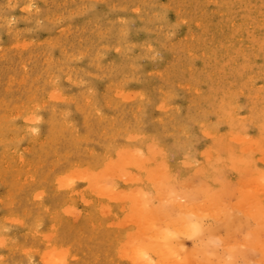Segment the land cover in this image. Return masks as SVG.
<instances>
[{
	"label": "rangeland",
	"instance_id": "374dc122",
	"mask_svg": "<svg viewBox=\"0 0 264 264\" xmlns=\"http://www.w3.org/2000/svg\"><path fill=\"white\" fill-rule=\"evenodd\" d=\"M26 3H29L28 7ZM0 53V139L3 137L0 143L7 144L0 145V154L6 153V159L0 156L1 264H46L40 261L39 255L44 260V254L56 247L67 251H64L61 264H133L129 254L132 248L143 240L147 242L148 236L156 233L173 235L179 226L176 219L179 216L198 220L202 227L199 233L207 238L202 239L200 234V238L179 234L176 242H181L176 244H180L182 250L178 248L163 264H209L208 258L210 264H227L236 255L233 264H256L257 261V264H263L264 249L260 250L257 240H263L264 234L258 231L257 223L255 226L256 221L250 217L248 207L241 203L245 209L243 206L238 210L233 208L235 202L233 204L231 198L239 197L233 181L248 175L264 179V162L260 161L264 158V0H0ZM54 90L58 96L62 95L63 101H48ZM32 106L37 107L40 116L36 134L42 143L34 141L30 144L29 138L21 137V119ZM18 113L15 120L8 119ZM10 127L12 130L8 129ZM206 132L207 137L203 135ZM237 137L240 140L236 141ZM12 142L17 144L21 159L26 162L21 169L16 157L11 159L8 155L11 148H16ZM5 146L10 150H4ZM248 146L250 149L246 150ZM158 148L160 151L157 152ZM107 153L112 160L107 158ZM124 155L127 156L125 159ZM115 159L117 162L120 159L121 165H117ZM108 162L111 163L108 167L116 165L118 170L108 168ZM188 162L193 165L186 164ZM197 165L216 176H213L216 182L212 187L209 185L216 188L214 191L218 194L214 193L212 202L208 197L210 189H207L208 194L201 190L207 197L199 192L205 180L201 176L203 172H197V175L193 171H199ZM158 166L166 170L168 176L162 174L160 168L158 171ZM82 167L84 176L88 169L93 175L100 169L96 173L100 177L95 179V187L88 186L87 179H80ZM100 167L104 171L108 168V171L105 173ZM70 171L72 174H68ZM18 173L19 178L15 177ZM108 173L113 174L109 176ZM65 174L67 177L73 175V179L70 181L69 178V184L64 182L67 186H62L58 181L61 176L65 178ZM121 175L124 177H119ZM99 181L110 194L116 189L112 196L105 195L108 199L102 197L106 193L104 185L101 188L96 185ZM100 189L104 192L101 196L98 195ZM133 189H138V194L141 192L138 196L142 201L146 198L150 201L144 210L159 212V215L156 212L157 216L151 213V220L145 214L147 212L139 214L140 217L135 212V218H129L134 225L138 219L139 222L142 218L147 220V223L140 222V225H147L143 228L149 232L145 239H142L144 235L141 233V236L139 226V231L128 221L124 226L121 219L124 210L133 209L131 201L137 199L131 200L133 195L137 196ZM130 191L135 193L132 195ZM251 191L253 188L247 192ZM195 192L200 196H195ZM129 194L132 197H128ZM109 197H113L112 200ZM86 198H89L87 202ZM201 198L206 200L205 204ZM122 199L126 200L125 205ZM138 199L134 204L141 201ZM215 200L222 202L223 207ZM207 202L216 203V207L223 209L215 208V204L208 208ZM121 203L123 211L119 207ZM107 204L105 209L110 212L103 210L101 214L100 207ZM73 209H80V213ZM139 209L143 210L142 205ZM133 211L127 213L131 216ZM160 216L165 218V227H162L161 218H156ZM11 219L15 221L11 223ZM16 219L19 225H16ZM166 219L174 220V225L170 221L172 227L167 226ZM117 220H122V224ZM153 223L160 224L153 226ZM3 226H9L8 231ZM134 234L142 237L139 244L134 245L139 239L132 244ZM128 235L133 237L128 238ZM196 236L199 239L195 241ZM126 238L133 240L125 250L123 242ZM205 239H210L209 243ZM204 242H207L206 247L201 245ZM212 243L216 248L211 246ZM198 247L200 254L205 247L202 250L205 255L195 254ZM236 251L239 254L235 255ZM193 253L198 261L190 262L186 258H189L188 254L193 257ZM207 253L213 256H207ZM173 258L175 261H171ZM189 259H195V256Z\"/></svg>",
	"mask_w": 264,
	"mask_h": 264
},
{
	"label": "bare ground",
	"instance_id": "6f19581e",
	"mask_svg": "<svg viewBox=\"0 0 264 264\" xmlns=\"http://www.w3.org/2000/svg\"><path fill=\"white\" fill-rule=\"evenodd\" d=\"M8 1H9V0H8ZM30 2H31V1H30ZM5 4H8V3H5ZM28 4H29V3H26V4H25L26 7H28ZM23 6H24V5H23ZM30 6H31V5H30ZM33 6H34V5H33ZM20 7H21V6H20ZM24 7H25V6H24ZM30 8H31V7H30ZM32 9H33V7H32ZM22 10H23V8H22ZM26 11H27V10H26ZM5 18H6V17H5ZM9 19H10V18H9ZM6 20H8V19H6ZM11 23H12V21H11ZM6 24H8V26L10 27L9 23H6ZM8 26H7V27H8ZM59 29H60V28H59ZM59 29H58V30H59ZM9 31H10V30H9ZM9 31H8V32H9ZM59 31H61V30H59ZM8 32H7V33H8ZM20 39H22V37H21ZM112 40H113V39H112ZM23 41H24V40H23ZM20 42H21V40H20ZM117 42H118V41H117ZM13 44H14V43H13ZM17 44H18V43H17ZM17 44H15V46H17ZM21 44H22V43H21ZM21 44H19V47H20ZM23 44H24V43H23ZM23 44H22V45H23ZM117 44H118V43H117ZM8 46H9V45H8ZM11 46H12V45H11ZM15 46H14V47H15ZM19 47H18V48H19ZM21 47H22L21 49L24 48L23 46H21ZM118 47H119V46H118ZM122 47H123V46H122ZM122 47H121V48H122ZM10 48H11V47H10ZM12 48H13V46H12ZM51 48H52V47H51ZM122 49H125V48H122ZM0 54H1V53H0ZM48 54H49V53H48ZM1 55H2V54H1ZM1 55H0V56H1ZM46 59H47V58H46ZM49 62H50V61H49ZM198 62H199V61H198ZM20 63H21V62H20ZM27 63H28V62H27ZM21 65H22V64H21ZM47 65H48V64H47ZM119 65H120V64H119ZM22 67H23V66H22ZM77 67H78V66H77ZM23 69H24V67H23ZM68 69H69V68H68ZM68 69H67V70H68ZM70 69H71V68H70ZM81 69H82V68H81ZM24 71H26V70H24ZM51 73H52V72H51ZM25 76H26V75H25ZM52 76H53V75H52ZM67 76H68V75H67ZM64 77H65V76H64ZM11 78H12V77H11ZM20 78H21V77H20ZM54 78H55V77H54ZM65 78L69 81V79H68L67 77H65ZM21 79H22V78H21ZM33 79L35 80V78H33ZM66 79H65V80H66ZM48 81H49V80H48ZM72 81H73V80H72ZM20 82H21V81H20ZM70 82H71V81H70ZM79 82H80V80L78 81V84H79ZM119 82H120V81H119ZM21 83H22V82H21ZM7 84H8V83H7ZM81 84H83V83H81ZM122 84H123V83H122ZM52 87H53V85H52ZM194 89H195V88H194ZM51 90H52V89H51ZM85 90H87V89H85ZM88 90H89V89H88ZM239 90H240V89H239ZM56 91H57V90H54V91L48 96V98H47V96H46V98L48 99V101H52V102H56V101H58V100H59V101H60V100L63 101V100H62V97H61L62 95H61V96H58L57 93H56ZM90 92H91V91H90ZM58 93H60V92L58 91ZM168 93H169V91H168ZM168 93H167V94H168ZM241 93H242V92H241ZM47 94H48V93H47ZM34 95H35V94H34ZM237 95H238V94H237ZM63 96H64V95H63ZM235 96H236V92H235ZM32 97H33V96H32ZM60 97H61V98H60ZM65 97H67V96H65ZM65 97H63V98H65ZM85 98H86V97H85ZM88 98H89V97H88ZM234 98H235V97H234ZM41 99H42V98H41ZM41 99H40V100H41ZM43 99H44V98H43ZM139 99H140V98H139ZM237 99H238V98H237ZM89 101H90V100H89ZM235 102H237V101H235ZM30 103H31V102H30ZM42 103H43V102H42ZM94 103H95V102H94ZM26 104H27V103H26ZM26 104H25V105H26ZM32 104H33V103H32ZM237 104H238V103H237ZM22 105H23V104H21V106H22ZM25 105H24V106H25ZM27 105H28V104H27ZM44 105H45V104H44ZM35 106H36V103H35ZM35 106H32V107L30 108V110L28 111L27 115H26V116H23L24 118L22 117L23 119H21V121H22V125H21V126H22V128H23V129H22L23 133H22V136H21V137H22V139H23V138H29V141H28V142H29L30 144H33L34 141H37V142H39V143H42V142H43V140H42V142H41V139L38 137V134H36V131H37L38 128L40 127L39 125L36 124V122H37V121H40V116H39V114L37 113V110H36L37 107H35ZM39 106H41V105H39ZM139 106H140V105H139ZM42 107H43V105H42ZM136 107H137V106H136ZM136 107H135V108H136ZM166 107L168 108L169 106H166ZM237 107H238V106H237ZM94 108H95V107H94ZM157 108H160V107H157ZM52 109H53V108H52ZM61 109H62V108H61ZM7 110H8V109H7ZM21 110H22V109H21ZM21 110H20V111H21ZM94 110H95V109H94ZM135 110H136V109H135ZM164 110H165V109H164ZM16 111H17V110H15V112H16ZM156 111H157V110H156ZM13 112H14V111H13ZM21 112H24V111L22 110ZM94 112H98V111H94ZM9 113H11V111H10ZM99 113H100V112H99ZM127 113H128V112H127ZM6 114H7V113H6ZM20 114H21V113H20ZM62 115H63V114H62ZM62 115H61V117H63ZM18 116H19V113H18V114H15L14 116H10V118H12V119H10V118H8V119H9V120H15V118H17ZM142 116H143V115H142ZM145 116H146V115H145ZM237 117H238V116H237ZM6 118H7V117H6ZM63 118H65V117H63ZM8 119H7V120H8ZM7 120L5 119V121H7ZM9 120H8V121H9ZM5 121H4V124H3V125H5ZM8 121H7V122H8ZM9 122H10V121H9ZM15 122H16V121H15ZM0 123H1V122H0ZM13 123H14V121H13ZM13 123H12V124H13ZM63 123H65V122H63ZM66 123H67V122H66ZM68 124H69V123H68ZM199 124L202 125V123H199ZM8 125H9V124H8ZM8 125H7V126H8ZM17 125H18V124H17ZM66 125H67V124H66ZM69 125H70V124H69ZM201 125H200V126H201ZM71 126H72V125H71ZM184 126H185V125H184ZM0 127H2V125H1ZM229 127H230V126H229ZM229 127H228V128H229ZM125 128H126V127H125ZM8 129H9V130H12L11 127L8 128ZM13 129H14V127H13ZM16 129H18V127H17ZM51 129H52V128H51ZM161 129H162V128H161ZM230 129H231V128H230ZM186 130H187V129H186ZM236 130H237V129H236ZM248 131H249V130H248ZM5 132H6V129H5ZM134 132H135V131H134ZM19 133H20V132H19ZM168 133H169V132H168ZM168 133H167V134H168ZM201 133H203V132L201 131ZM237 133H238V132H237ZM0 134H1V133H0ZM13 134H14V133H12V135H13ZM131 135H132V134H131ZM146 135H147V134H146ZM186 135H187V134H186ZM203 135H205V136L207 137V132L204 133ZM6 136H7V135H6ZM13 136H14V135H13ZM13 136H12V137H13ZM43 136H44V135H43ZM141 136H143V134H142ZM141 136H139V137H141ZM9 137H11V135H9ZM126 137H127V136H126ZM126 137H125V138H126ZM129 137H130V135L128 136V138H129ZM144 137H145V136H144ZM2 138H3V137H2ZM2 138H1V139H2ZM6 138H7V137H6ZM147 138H148V137H147ZM151 138H152V137H151ZM227 138H228V137H227ZM237 138H238V137H237ZM1 139H0V140H1ZM228 139H232V140H233V138H228ZM4 140H5V139H4ZM50 140H51V139H50ZM127 140H128V139H127ZM232 140H231V141H232ZM238 140H240V138L236 139V141H238ZM13 141H14V139H13ZM15 141H18V139L16 140V137H15ZM44 141H45V139H44ZM150 141H151V140H150ZM233 141H234V140H233ZM5 142H6V141H5ZM10 142H11V138H10ZM18 142H20V136H19V141H18ZM18 142H17V143H18ZM48 142H50V141H48ZM3 143H4V142H3ZM3 143L1 142L0 145H1V144H2V145L6 144V143H4V144H3ZM51 143H52V141H51ZM151 143H152V142H151ZM13 144H14V145H13ZM36 144H37V143H36ZM6 145H7V144H6ZM12 145L15 146L16 148H11V150H10L9 148H7V147L5 146L4 150H6V151H9V150H10V152H9L8 155L11 156V159H12V157H16V161L18 162V166H19L20 169H21V168L25 165L26 162H25L24 159H21V153L19 152V149H17V148H18V147H17V144H15V143L12 142ZM145 145H146V144H145ZM151 145H152V144H151ZM155 145H156V144H155ZM146 146H147V145H146ZM152 146H154V145H152ZM149 147H150V146H149ZM85 148H86V147H85ZM133 148H134V147H133ZM150 148L152 149V147H150ZM160 148H161V147H160ZM30 149H31V148H30ZM30 149H29V150H30ZM158 149H159V148H158ZM158 149H157V152L160 151V149H159V150H158ZM245 149H246V150H247V149H250V147H249V146H248V147H245ZM51 150H52V148H51ZM84 150H85V149H84ZM116 150H117V149H116ZM155 150H156V149H155ZM162 150H164V148H163ZM204 150H205V149H204ZM204 150L202 151V153L204 152ZM206 150H207V149H206ZM206 150H205V151H206ZM6 151H5V152H6ZM30 151H31V150H30ZM126 151H127V150H125V152H126ZM165 151H167V150H165ZM169 151H171V150H169ZM3 152H4V151H3ZM28 152H29V151H28ZM104 152H105V151H104ZM153 152H154V151H153ZM162 152H163V151H162ZM171 152H172V151H171ZM0 153H1V152H0ZM151 153H152V152H151ZM163 153H164V152H163ZM204 153L207 154V151L204 152ZM204 153H203V154H204ZM5 154H6V153H5ZM5 154H4V155H5ZM30 154H31V153H30ZM54 154H55V152H54ZM108 154H109V153H107V156H108ZM121 154H123V153L121 152ZM1 155H3V154H0V156H1ZM4 155H3V157H4V159H6V158H5L6 155H5V156H4ZM103 155H106V153L103 154ZM125 155H126V153H125ZM125 155L123 156L124 159H125V157H127V156H125ZM144 155H145V154H144ZM146 155H148V154H146ZM146 155H145V156H146ZM107 156H105V157H107ZM112 156H113V154H112ZM109 157H110V156H108L107 158L109 159ZM113 157H115V156H113ZM0 158H1V157H0ZM115 158L118 159L117 157H115ZM153 158H154V157H153ZM1 159H2V158H1ZM110 159H111V157H110ZM112 159H113V158H112ZM112 159H111V160H112ZM116 159H115L114 162H116L117 165H118L119 162L121 163L120 159L118 160L119 162H117ZM13 160H14V159H13ZM104 160H105V159H104ZM121 160H123V159H121ZM7 161H8V160H7ZM10 161H12V160H10ZM29 161H30V160H29ZM105 161H106V160H105ZM260 161H261V163L264 162V158L260 159ZM2 162H3V161H2ZM2 162H1V166H2ZM110 162H112V161H110ZM190 162H191V161H190ZM27 163H28V160H27ZM102 163H103V162H102ZM108 163H109V162H108ZM120 163H119V164H120ZM227 163H228L231 167H234V165H233L232 162L227 161ZM9 164H10V162H9ZM9 164L7 165L8 167L11 165V164H10V165H9ZM49 164H50V163H49ZM110 164H111V163L106 164V166L108 167V166H110ZM112 164H113V162H112ZM114 164H115V163H114ZM186 164L193 165V163H189V162L186 163ZM194 164H195V163H194ZM16 165H17V164H16ZM33 165H34V164H33ZM74 165H77V164H74ZM82 165H83V164H82ZM120 165H121V164H120ZM150 165H151V164H150ZM29 166H30V165H29ZM40 166H42V165L40 164ZM11 167H12V166H11ZM34 167H35V166H34ZM36 167H37V165H36ZM83 167H84V166H83ZM83 167H82V168H83ZM111 167H113V165H112ZM111 167H108V168H111ZM115 167H117L116 165H114L113 168L118 170V167H117V168H115ZM162 167H164V166H162ZM165 167H166V166H165ZM193 167H194V166H193ZM195 167H196V166H195ZM3 168H4V167H3ZM12 168H13V167H12ZM15 168H18V167H14L13 169H15ZM25 168H26V167H25ZM100 168H102V167H100ZM108 168H107V170H105V171H108ZM113 168H111V169H113ZM128 168H129V167H128ZM157 168H158V171L161 169V172H162V171L164 172V173L162 172V174H166V176H168L167 173H165L166 170H165V171H164V169L162 170V168H160L159 166H158ZM159 168H160V169H159ZM196 168H197V169L199 168V169H198L199 171H196V169H194L193 171L195 172V174L198 175L197 172H199V173H202V172H203V174H202L201 176H203V179L205 180V183H204L203 181H201V180H200L201 182L199 181L200 183L203 182L205 186L202 184V185H203V186H202L203 189L201 188L200 191H199L198 188H197V190L200 192V194H202L203 192H202L201 190H204V192H207V189H210V191H211L210 194H208L209 190H208L207 194H208L209 199H210V200L212 199L210 202H212V201L214 200L213 198H214V196H215L214 193L217 194V191H214V189H216V188H214V189L211 188L212 185L216 182V179L213 178V176H214V177H216V176H215V175L212 176V175L209 173V171H208L207 169H205V168H201V169H200L199 165H197ZM5 169H6V167H5ZM13 169H12V170H13ZM27 169H29V168H27ZM33 169H35V168H33ZM51 169H52V168H51ZM83 169H84V168H83ZM83 169H82V170H83ZM133 169H134V168H133ZM6 170H7V169H6ZM18 170H19V168H18ZM25 170H26V169H24V171H25ZM75 170H76V169H75ZM88 170H89V169H88ZM88 170H87V173L85 172V173H86L85 176H84V174H83V172L85 171V169L82 171V174H80V175H83V176L80 177V179H85V180L87 179L86 182L89 183L88 186H91V187L94 186V187H95V179L98 178V177H100V176L96 175V173L98 174V172H100V171H99L100 169H99L98 171L95 170L96 173H95L94 175H93V174H90ZM125 170H127V169H125ZM131 170H132V169H131ZM167 170H168V169H167ZM19 171H20V170H19ZM19 171H18V172H19ZM102 171H104L103 168H102ZM102 171H101V172H102ZM105 171H104V172H105ZM109 171H110V170H109ZM200 171H201V172H200ZM6 172H7V171H5V173H6ZM27 172H29V171H27ZM27 172H26V173H27ZM72 172H73V171H72ZM72 172L70 171V172H68V174H72ZM130 172H131V171H130ZM194 172H193V173H194ZM105 173H106V172H105ZM27 174H28V173H27ZM29 174H30V172H29ZM99 174H100V173H99ZM108 174H109V173H108ZM108 174H107V175H108ZM112 174H113V173H112ZM112 174H109V176H111ZM130 174H131V173H130ZM3 175H5V174H3ZM25 175H26V174H25ZM65 175H66L65 178H64V176H61L60 178L57 177V178L61 179V180H59V181H58V179H57L58 184H62V186H63V185L67 186L66 184H69V178H70V181H71V179H73V178H71V177H73V175H71L70 177H67V174H65ZM87 175H88V176H87ZM101 175H102V174H101ZM33 176H34V174H33ZM55 176H57V175H55ZM105 176H106V175H105ZM109 176H107V177H109ZM219 176H220V175H219ZM250 176H252V175L244 176L245 178L243 177L242 179H238V180H236V181H233V182L237 185V190H236L235 192L238 191L237 193H239V194H238L239 197H236V196H235V197H236L237 199L239 198V200L234 199V198H233V199H234L235 201L232 200V198H231L232 196L229 197V198H231V202L233 201V202H232L233 204H234V202H235V204L233 205V206H234L233 208L236 207L237 210H238L241 206H243V205L248 207V208H246V207L243 206L244 209H245V208L247 209V211H248V209H249V214H252V216H250V217H252L253 220L255 219V221H256V222H255V226H256V223H257V224H258V231L264 234V179L261 178V177L258 178V177H254V176L250 177ZM15 177H18V178H19V173H18V176H15ZM26 177H27V176H26ZM77 177H78V175H75V179H77ZM101 177H102V176H101ZM107 177H106V178H107ZM117 177H118V176H117ZM119 177H124V176L121 175V176H119ZM119 177H118V179L120 180ZM209 177H210V179H209ZM0 178H1V177H0ZM62 178H63L64 180H62ZM66 178H68V179H67L68 182L65 181ZM168 178H169V177H168ZM14 179H15V178H14ZM29 179H30V178H28V180H29ZM102 179H104V176L102 177ZM107 179H108V178H107ZM179 179H180V178H179ZM219 179H220V178H219ZM223 179H224V178H223ZM11 180H12V179H11ZM18 180H19V179H18ZM18 180H17V181H18ZM54 180H56V179H54ZM77 180H79V178H78ZM88 180H89V182H88ZM96 180H97V179H96ZM108 180H109V179H108ZM121 180H122V179H121ZM26 181H27V180H26ZM26 181H24V182H26ZM60 181H61V182H60ZM62 181H63V182H62ZM75 181H76V180H75ZM143 181H145V180H143ZM176 181H177V180H176ZM251 181L254 182V184H252ZM21 182H23V181L21 180ZM29 182H30V181H29ZM31 182H33V181L31 180ZM54 182H56V181H54ZM64 182H65L66 184H63ZM84 182H85V181H84ZM104 182H106V180H105ZM104 182H103V183H104ZM122 182L124 183V181H122ZM128 182H130V181H128ZM218 182H219V181H218ZM220 182H221V181H220ZM223 182H224V181H223ZM226 182H227V180H226ZM231 182H232V181H231ZM231 182H229V183L231 184ZM53 184H54V183H53ZM58 184H57V187L59 188V185H58ZM98 184H99V186H98L99 188H101V186L104 185V184L101 185V181H99L98 183H96V185H98ZM113 184H114V183H113ZM126 184H127V183H126ZM220 184H221V183H220ZM223 184H224V183H223ZM232 184H233V183H232ZM4 185H5V184H4ZM73 185H74V184H72V186H73ZM84 185H85V184H84ZM92 185H93V186H92ZM114 185H115V184H114ZM132 185H133V184H132ZM136 185H138V184L136 183ZM139 185H140V184H139ZM147 185H148V184H147ZM198 185H199V184H198ZM209 185H210L211 187H209ZM236 185H235V187H236ZM60 186H61V185H60ZM79 186H80V185H79ZM112 186H113V185H112ZM116 186H117V185H116ZM148 186H149V185H148ZM148 186H147V187H148ZM219 186H220V185H219ZM53 187H54V185H53ZM143 187H144V186H143ZM198 187H199V186H198ZM200 187H201V186H200ZM208 187H209V188H208ZM213 187H214V186H213ZM232 187H234V186H231V189H233ZM76 188H77V187H76ZM81 188H84V187H81ZM96 188H97V187H96ZM104 188H105V185L103 186V189H104ZM123 188H124V187H123ZM139 188H140V187H139ZM139 188H138V189H139ZM141 188H142V187H141ZM141 188H140V190H141ZM222 188H223V187H222ZM249 188H250V189L253 188V191H251L250 193L247 192V191L249 190ZM38 189H39V188H38ZM70 189H71V188H70ZM93 189H94V188H93ZM93 189H91V191H93ZM111 189H112V187H111ZM138 189H136V190H138ZM145 189H147V188H145ZM160 189H161V188H160ZM171 189H172V188H171ZM218 189H219V188H218ZM224 189H225V187H224ZM228 189H230L229 186H228ZM4 190H6V188H5ZM67 190H68V189H67ZM79 190H80V189H79ZM96 190H98V188H97ZM104 190H105L104 192H105L106 194H104L102 197H104L105 195L110 196L112 193H114V192L116 191V189H114L115 191H114V190H113L114 192L111 191L112 193L110 194L109 192H106L107 188H105ZM121 190H125V189H122V188H121ZM133 190H134V189H133ZM136 190H134V191L136 192ZM150 190H151V188H150ZM197 190H196V191H197ZM212 190H213V191H212ZM219 190L221 191V188H220ZM219 190H218V191H219ZM37 191H38V190H37ZM39 191H42V189L39 190ZM73 191H76V190H73ZM82 191H83V190H82ZM100 191H101V189H100ZM107 191H108V190H107ZM126 191H127V190H126ZM126 191H125V192H126ZM134 191H132V192L130 191L132 195L135 193ZM141 191H142V190H141ZM143 191H144V190H143ZM143 191H142V192H143ZM151 191H152V190H151ZM153 191H155V188H153ZM170 191H173V190H170ZM224 191H225V190H224ZM224 191H222V192H224ZM226 191H227V190H226ZM233 191H234V190H233ZM70 192H71V191H70ZM104 192L101 191V192H99L98 195L101 196V194H103ZM145 192H146V191H145ZM155 192H158V189H156ZM199 192H195V196H197V197H198V195L200 196V194H198ZM212 192H213V193H212ZM79 193H81V192H79ZM92 193H93V192H92ZM97 193H98V192H97ZM138 193H139V191L135 193L137 196L133 195V198H131V200L135 199L136 197H137V199H138V197H139L138 195H140L141 192H140V194H138ZM196 193H197V195H196ZM227 193H228V192H227ZM67 194H68V193H67ZM87 194H88V193H87ZM87 194H86V195H87ZM93 194H94V193H93ZM108 194H110V195H108ZM149 194H150V193H149ZM207 194H204V193H203L202 195H205V196H206ZM219 194H221V193L219 192ZM230 194H232V193H230ZM230 194H228V195H230ZM30 195H31V194H30ZM39 195H40V194H39ZM68 195H70V193H69ZM71 195H72V194H71ZM76 195H77V194H75V196H76ZM78 195H80V194H78ZM142 195H145V194L142 193ZM146 195H147V192H146ZM202 195H201V197H202ZM209 195H211V198H210ZM212 195H213V196H212ZM217 195H218V194H217ZM236 195H237V194H236ZM107 196H105V199H106ZM111 196H112V195H111ZM118 196H120V195H118ZM140 196H141V195H140ZM150 196H151V195H150ZM219 196H220V195H219ZM233 196H234V195H233ZM70 197H71V196H70ZM80 197H82V195H81ZM89 197H90V196H89ZM102 197H99V198L101 199ZM128 197H132V196L129 194ZM184 197L186 198L187 196H184ZM206 197H207V196H206ZM206 197H205V198H206ZM217 197H218V196H216V199H218ZM6 198H7V197H6ZM8 198H9V197H8ZM96 198H97V197H95V199H96ZM109 198L111 199V198H113V197H109ZM139 198H140V199H138V200H141V199H142V197H139ZM151 198H152V197H151ZM221 198H222V197H221ZM229 198H227V199H229ZM31 199H32V198H31ZM31 199H30V200H31ZM40 199H41V197H40ZM80 199H81V198H80ZM82 199H83V198H82ZM87 199H89V198H86L85 201H86ZM107 199H108V197H107ZM110 199H109V200H110ZM113 199H115V196H114ZM116 199H117V196H116ZM126 199H127V197H126ZM137 199L131 201V202H133V204H130V206L133 207V209H132V207H131V209L134 210V211H133V214L136 212V215H138V217H140L139 214H141V213L144 214L145 212H147V213H145V214H146V215L148 214V217H150V218H149L150 220H151V216H149V215H151V213L154 214L153 216H155L156 212H157V214L159 215V212H158V211H151V210H149V212H148V211H147L148 209H147V210H144V209H146V208L148 207V206H146V205H147V204L149 205V202H150V201H149V200L146 201V199H148V198H146V199L143 200V201L141 200V201L138 202V204H139L140 202H141V203L143 202L142 204L140 203V204L142 205V209H143V207L146 206L143 210L139 209L140 206H141L140 204H139V205H138V204H134V203H136ZM202 199H203V201L205 200L204 198H201V201H202ZM207 199H208V198H206V200H207ZM67 200H69V199H67ZM74 200H75V198H74ZM96 200L98 201V198H97ZM111 200H112V199H111ZM117 200H118V199H117ZM117 200H115V201H117ZM124 200H125V199H124ZM124 200L122 199V201H124ZM128 200H129V198H128ZM206 200H205L204 202L202 201V203L205 204ZM220 200H221V199H220ZM4 201H5V199H4ZM31 201H32V200H31ZM39 201H40V200H39ZM91 201H92V200H89L88 202L91 203ZM97 201H96V202H97ZM106 201H107V200H106ZM118 201H119V200H118ZM216 201H217V200H215L214 202H216ZM237 201H238V202H237ZM5 202H6V201H5ZM73 202H74V201H73ZM75 202H77V201H75ZM86 202H87V201H86ZM96 202H95V203H96ZM98 202H100V200H99ZM102 202H104V201H102ZM120 202H121V201H120ZM125 202H126V200L123 202V204H124ZM144 202H145L146 204H145ZM153 202H154V201H153ZM153 202H152V203H153ZM239 202H240V203H239ZM8 203H11V202H8ZM12 203H13V202H12ZM67 203H68V202H67ZM83 203H85V202L83 201ZM105 203H106V202H105ZM154 203H155V202H154ZM208 203H209V202L206 203V205H207L208 208H210V207L213 206L214 204H215V205H214L215 208L219 207V206L216 207V205H217L216 203H214L213 205H212V203H209V204H208ZM217 203H219V205L222 204V202L220 203V201H217ZM228 203H230V202H228ZM232 203H231V204H232ZM237 203H239V204L236 205ZM241 203H242L243 205H242ZM35 204H36V203H35ZM70 204H71V203H70ZM79 204H80V203H79ZM101 204H102V203H101ZM123 204L121 203V206H119L121 210H122V209L124 210L123 207H124L125 204H124V205H123ZM143 204H145V205H143ZM240 204H241V205H240ZM118 205H119V204H118ZM122 205H123V206H122ZM128 205H129V203H128ZM135 205H136V206H137V205L139 206V207L137 206L138 209H137V207H136ZM155 205H156V204H155ZM158 205H160V204H158ZM209 205H211V206H209ZM7 206L10 207L9 204H7ZM64 206H65V205H64ZM71 206H72V205H71ZM83 206H88V205H83ZM134 206H135V207H134ZM151 206H152V204H151ZM153 206H154V204H153ZM156 206H157V205H156ZM231 206H232V205H231ZM11 207H12V205H11ZM35 207H36V206H35ZM43 207H44V206H43ZM61 207H62V206H61ZM61 207H60V208H61ZM65 207H66V206H65ZM107 207H108V204H107L106 206L100 207L102 210L100 209L99 212H101V214H102V211H103V210H107V211H108L109 209H105V208H107ZM157 207H158V206H157ZM220 207H221V206H220ZM220 207H219V208H220ZM222 207H223V204H222ZM229 207H230V206H229ZM62 208H63V207H62ZM79 208H80V207H79ZM103 208H104V209H103ZM134 208H135L136 210H135ZM236 208H235V209H236ZM44 209H47V208L44 207ZM80 209H81V208H80ZM80 209H79V210H74V209H73V211H78V212H79ZM97 209H98V208H97ZM220 209H221V208H220ZM222 209H223V208H222ZM222 209H221V210H222ZM235 209H234V210H235ZM87 210H88V208H87ZM123 210H122V211H123ZM127 210H128V211H125V210H124L125 215L127 214V216H126L125 219H123V217H124L125 215H124V213L122 212L124 216H123L121 219H122L123 222H124V223H123L124 226L126 225L125 222H127V221H128L127 223H131V221L129 222V218H130V219H131V217H134V218H135V214H134V216H132L133 214L130 216L131 213H130V214L127 213V212H129V211L132 212V210H130V209H127ZM184 210H185V209H184ZM221 210H220V211H221ZM231 210H233L232 207H231ZM231 210H230V211H231ZM217 211H218V210H217ZM217 211H216V212H217ZM223 211H224V210H223ZM225 211H228V208H227V210H225ZM15 212H16V210H15ZM53 212H55V211H53ZM67 212H68V211H67ZM97 212H98V211H97ZM97 212H96V213H97ZM105 212H106V211H105ZM108 212H110V211H108ZM154 212H155V213H154ZM166 212H167V211H166ZM172 212H173V211H172ZM181 212H182V211H180V214H182ZM250 212H251V213H250ZM46 213H47V212H46ZM69 213H70L71 216L73 215V214H72V210L69 211ZM69 213H67V214H69ZM79 213H80V212H79ZM137 213H138V214H137ZM175 213H178V212H175ZM175 213H174V214H175ZM220 213H221V212H220ZM223 213H224V212H223ZM229 213H230V212H229ZM229 213H228V214H229ZM234 213H236V211H235ZM13 214H14V213H13ZM16 214H17V213H16ZM37 214H39V213H37ZM75 214H76V213H75ZM75 214H74V215H75ZM87 214H89V213H87ZM90 214H91V213H90ZM109 214H110V213H109ZM112 214H113V212H112ZM157 214H156V216H157ZM161 214H163V213H161ZM57 215H58V214H57ZM110 215H111V214H110ZM115 215H116V214H115ZM128 215H129L130 217H129ZM141 215H142V214H141ZM9 216H10V215H9ZM9 216H8V217H9ZM50 216H51V215H50ZM67 216H68V215H67ZM78 216H79V214H78ZM87 216H88V215H87ZM98 216H99V215H98ZM119 216H120V215H119ZM167 216H168V215H167ZM167 216L165 215V218L170 219V218H168ZM169 216H170V215H169ZM187 216H189V215H187ZM187 216H186V217H187ZM111 217H112V216H111ZM161 217H163V216L156 217V218H159V219H160ZM189 217H190V216H189ZM14 218H15V217H14ZM63 218H64V217H63ZM75 218H76V216L74 217V219H75ZM113 218H114V216H113ZM156 218H155V219H156ZM165 218H164V219H165ZM172 218H174V217H172ZM175 218H176V217H175ZM192 218H193V217H192ZM118 219H119V218H118ZM164 219L161 218V222H162V223H161V222H160V223L163 225L162 227H165V226H164L165 223L163 224V222L165 221ZM167 219H166V221H168ZM176 219L178 220L177 222H178V225H179V226H178V225H177L178 227L176 226V227H177L176 230H175V228H174L175 231H174V233H172L173 235H170V236L167 235V234H164V235H163V232L160 233V234H157V233H156V234L152 235L151 237L148 236L149 239H146L148 243H147L145 240H143V241H145V243L141 240V238H142L141 236L144 235L142 239H145V237H146L147 234L149 233V232L146 233V230H144V229H145L144 227L147 226V225H146V224H145V225L142 224L143 226L140 225V224H141L140 222L145 223L147 220L145 221V218H144V219L142 218L140 222H139V219H138V222H136V221H137V220H136V221H135V225L133 224L134 222L130 224L131 226H132V225L135 226V230H137V229H138V226H139L140 230L142 229V230L140 231V234L143 233V235L141 234V236H139L140 234L135 236V234L137 233V232L135 231L136 233L133 235V236H134L133 239H135V240L132 242V244H134L135 241H136L137 239H139V240H137L136 243H135L134 245L139 244V243H140L139 241H142V243H140L138 246L132 248V250H131L130 253H129L130 255H132V258H131V259H133V262H134L135 264H140V263H141V264H163V261H164L165 259L172 258L171 255H173V253L176 252V251L178 250V248L181 247L180 244H179L180 247L177 245L178 242H179V243L181 242V240L178 241V242H176V236H179V234H180V235L182 234L181 236H185V233H186V235H189V236H195V235L199 236L198 234H200L199 231H200V228H202V227H200V223H199L198 220H196V219H195V220H191V218H190V219L188 218V220H187V218H185L184 216H183V217H180V216H179V217L176 218ZM230 219H231V218H230ZM4 220H5V219H4ZM4 220H3V221H4ZM77 220H78V219H77ZM88 220H90V219H88ZM88 220H87V221H88ZM122 220H119V221L121 222V224H122ZM125 220H126V221H125ZM143 220H144L145 222H144ZM152 220H154V218H153ZM163 220H164V221H163ZM190 220H191V221H190ZM13 221H15V219H11L10 222L12 223ZM19 221H20V219H19ZM36 221H37V220H36ZM67 221H69V220H67ZM70 221H71V220H70ZM107 221H108V220H107ZM132 221H134V219H132ZM170 221H172L171 223L174 225V220H169L167 226H169V225L171 224ZM8 222H9V221H8ZM8 222H6V223H8ZM16 222H17V219H16ZM21 222H22V221H21ZM21 222H20V223H21ZM113 222H114V221H113ZM120 222H118V220H117V223H118V224H119ZM240 222H241V221H240ZM35 223H36V222H35ZM51 223L53 224V222H51ZM72 223H73V222H72ZM72 223H71V224H72ZM90 223H91V221H90ZM138 223H139V225H138ZM146 223H147V222H146ZM160 223H155V224H160ZM37 224H38V222H37ZM52 224H50V225H52ZM91 224H93V223H91ZM98 224H99V222H98ZM109 224H110V223H109ZM109 224L106 223V225H109ZM114 224H116V222H115ZM155 224L153 223V226H154ZM216 224H217V222H216ZM228 224H229V223H228ZM237 224H238V222H237ZM16 225H19V222H17ZM50 225H49V226H50ZM112 225H113V223H112ZM202 225H203V224H202ZM210 225H211V224H210ZM213 225H214V224H213ZM213 225H212V226H213ZM238 225H239V224H238ZM240 225H244V224H240ZM20 226H21V225H20ZM57 226H58V225H57ZM93 226H94V225H93ZM121 226H122V225H121ZM167 226H166V227H167ZM245 226H246V225H245ZM3 227H4V229L7 230V228H8L9 226H8V227L6 226L7 228H5V226H3ZM44 227H45V226H44ZM46 227H47V226H46ZM122 227H123V226H122ZM141 227H142V228H141ZM170 227H172V226L170 225ZM216 227H218V226H216ZM216 227H215V228H216ZM28 228H29V227H28ZM39 228H40V227H39ZM39 228H38V229H39ZM53 228H54V227H53ZM133 228H134V227H133ZM143 228H144V229H143ZM168 228H169V227H168ZM168 228H167V229H168ZM215 228H214V231H215ZM2 229H3V228H2ZM35 229H37V228L35 227ZM163 229H165V228H163ZM167 229H166L165 231H167ZM183 229H184L185 231H184ZM205 229H206V228H203L202 230H205ZM209 229H210V228H209ZM6 230H5V231H6ZM33 230H34V229H33ZM33 230H32V231H33ZM47 230H48V229H47ZM159 230H160V229L157 228V231H159ZM181 230H183V231H181ZM254 230H256V229H253L252 231H254ZM0 231H1V230H0ZM7 231H8V230H7ZM23 231H24V230H23ZM138 231H139V229H138ZM210 231H211V229H210ZM214 231H213V232H214ZM216 231H217V229H216ZM2 232H3V231H2ZM19 232H20V231H19ZM25 232H26V231H25ZM127 232H129V231H127ZM127 232H126V233H127ZM155 232H156V231H155ZM168 232H169V230H168ZM181 232H182V233H181ZM213 232H211V233L214 234ZM255 232H256V233H255ZM255 232H254L255 234H258L257 230H256ZM3 233H4V232H3ZM5 233H6V232H5ZM5 233H4V234H5ZM46 233H48V232H46ZM46 233H45V234H46ZM144 233H145V234H144ZM151 233H152V232H151ZM204 233H205V232H204ZM12 234H13V233H12ZM23 234H24V233H23ZM28 234H29V233H28ZM39 234H40V233H39ZM183 234H184V235H183ZM201 234H203V233H201ZM201 234H200V236H201L202 239H203L204 235L202 236ZM206 234H207V232H206ZM209 234H210V233H209ZM209 234H208V235H209ZM0 235H1V234H0ZM29 235H30V234H29ZM40 235H41V234H40ZM43 235H44V234H43ZM114 235H115V234H114ZM130 235H131V234H130ZM130 235H128L127 237H128V238H129V237H133V236H130ZM149 235H150V234H149ZM2 236H3V235H2ZM13 236H14V235H13ZM174 236H175V237H174ZM189 236H188V237H189ZM197 236L194 237L195 241H196V238H197V240L200 238V236H199V238H198ZM211 236H213V235L210 234V237H211ZM260 236H261V235H260ZM38 237H39V236H38ZM137 237H138V238H137ZM140 237H141V238H140ZM205 237H206V235H205ZM205 237H204V238H205ZM252 237H253V234H252ZM183 238H184V237H183ZM189 238H190V237H189ZM189 238L186 237V239H189ZM192 238H193V237H192ZM206 238H207V237H206ZM208 238H209V237H208ZM262 238H263V240H257V244L261 247L260 250H262V248L264 249V243H263V241H264V236H263V235H262ZM262 238H261V239H262ZM39 239H40V238H39ZM50 239H51V237H50ZM133 239H131V238H130V239H127V238H126V240H124L126 243L123 242V243L126 244V245H124L123 243H120V244H122V246L124 245L123 248L126 250V246H127V249H128V245H131V242H130V241L133 240ZM202 239H201V240H202ZM252 239H253V238H252ZM9 240H10V239H9ZM120 240H121V239H120ZM182 240H183V239H182ZM191 240H192V239H191ZM205 240H207V239H205ZM0 241L3 242V239L0 240ZM7 241H8V239H7ZM128 241L130 242L129 244H127ZM207 241H208V243H209L210 239H208ZM43 242H46V241H43ZM47 242H48V241H47ZM137 242H139V243H137ZM200 242H201V241H200ZM202 242H203V241H202ZM214 242H215V241H214ZM7 243H10V244H11V242H7ZM176 243H177V244H176ZM204 243H205V242H204ZM204 243L201 244V245H202V246H205V245L207 244V242H206L205 244H204ZM181 244H183V243H181ZM210 244H211V243H210ZM2 245H3V244H2ZM45 245H46V244H45ZM50 245H52V244H50ZM4 246H5V245H4ZM46 246H47V245H46ZM59 246H60V245H59ZM118 246H119V245H118ZM118 246H117V247H118ZM177 246H178V247H177ZM211 246H214V247L216 248V246L213 245V243H212ZM262 246H263V247H262ZM13 247H14V246H13ZM50 247H51V246H50ZM131 247H132V246H131ZM182 247H183V246H182ZM200 247H201V246H200ZM205 247H206V246H205ZM205 247H204V248H205ZM207 247H209V246H207ZM3 248H4V247H3ZM54 248H55V247H54ZM58 248H59V247H58ZM58 248H57V247H56V249H53V248H52V249H51L50 251H48L46 254H44V253L46 252V250H45V252L42 251L43 254H44V258H43V259L46 260V261L42 260V255H39V256H41V260H40V259H39V260H40L41 262H42V261H43V262H47L48 264H57V263H59L58 261H60V264H61V262H62L63 259H64L63 256L65 257V254H66L67 251H66V250H64V251H66V252H64L63 250L61 251V249H60L61 247L59 248L60 250H58ZM204 248H203V249H204ZM211 248H212V247H211ZM211 248H208V249H209L208 251H210ZM0 249H1V248H0ZM12 249H13V248H12ZM12 249H11V250H12ZM14 249H15V248H14ZM19 249H21V248H19ZM30 249H31V248H30ZM62 249H65V248H62ZM66 249H67V248H66ZM129 249H130V247H129ZM180 249L182 250V248H180ZM203 249H201L200 252H201V254H204V255H205V252L203 253V251H202ZM27 250H29V249H27ZM27 250H26V251H27ZM125 250H124V251H125ZM196 250H198V252H195V254H196V255L200 254V253H199V247H198ZM206 250H207V249H206ZM36 251H37V250H36ZM122 251H123V249H122ZM124 251L122 252V255H124V253H125ZM184 251H185V249H184ZM194 251H195V249H194ZM204 251H205V250H204ZM29 252L31 253V251H29ZM34 252H35V251H34ZM213 252H215L214 254H217L216 249H214ZM213 252H211V253L213 254ZM238 252H239V251H238ZM238 252H237V251L234 252L235 255H236V254H239ZM2 253H3V252H2ZM24 253H25V251H24ZM38 253H39V252H38ZM131 253H132V254H131ZM181 253H183V251H182ZM197 253H198V254H197ZM211 253H207V254H209V255H207V254H206V255H207V256H213V255H211ZM28 254H29V253L27 252L26 255L28 256ZM117 254H119V253H117ZM193 254H194V253H193ZM195 254H194L195 259H189V258H193V257H194V256L192 257L191 254H190L191 256L188 254L189 258L187 257L186 259H187L188 261L190 260V262L195 261V260H196V255H195ZM201 254H200V255H201ZM35 255H37V254H35ZM67 255H68V254H67ZM126 255H127V254H126ZM200 255H199V256H200ZM240 255H242V254H240ZM120 256H121V254H120ZM124 256H125V255H124ZM124 256H121V258L124 257ZM169 256H170V257H169ZM174 256H175V255H174ZM186 256H187V255H186ZM236 256H238V255H236ZM236 256L234 257L235 259H236ZM4 257H5V256H4ZM28 257H30V256H28ZM205 257H206V256H205ZM214 257H216V255H214ZM30 258H31V257H30ZM45 258H46V259H45ZM179 258H180V257H179ZM184 258H185V256H183V259H184ZM198 258H201V257H198ZM216 258H217V257H216ZM234 258H233V261H234ZM3 259H4V258H3ZM3 259H2V260H3ZM31 259H32V258H31ZM212 259H213V257H212ZM220 259H221V258H220ZM261 259H262V257H261ZM261 259H259V260L261 261ZM129 260H130V259H129ZM129 260H128V261H129ZM172 260L175 261L174 258L171 259V261H172ZM181 260H182V259H181ZM187 260H186V261H187ZM31 261H32V260H31ZM131 261H132V260H131ZM131 261H130L129 263H132ZM196 261H198V260H196ZM229 261L231 262L232 259L229 260ZM229 261H228L227 264H230ZM233 261H232V264H233ZM28 262H29V261H28ZM66 262H67V261H66ZM167 262H168V261H167ZM178 262H179V260H178ZM184 262H185V261H184ZM208 262H209V264H210L211 259L208 258ZM258 262H259V261H257V263H258ZM261 262H262V261H261ZM47 263H46V264H47ZM134 263H133V264H134ZM185 263H186V262H185ZM185 263H184V264H185ZM193 263H194V262H193ZM234 263L236 264V262H234ZM257 263H256V264H257ZM0 264H1V261H0ZM4 264H5V263H4ZM28 264H29V263H28ZM30 264H31V263H30ZM39 264H40V262H39ZM62 264H63V263H62ZM171 264H174V262L171 263ZM175 264H176V262H175ZM207 264H208V263H207ZM259 264H260V263H259ZM263 264H264V257H263Z\"/></svg>",
	"mask_w": 264,
	"mask_h": 264
}]
</instances>
